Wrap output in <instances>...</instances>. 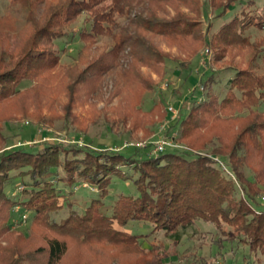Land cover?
Segmentation results:
<instances>
[{"label":"rangeland","instance_id":"374dc122","mask_svg":"<svg viewBox=\"0 0 264 264\" xmlns=\"http://www.w3.org/2000/svg\"><path fill=\"white\" fill-rule=\"evenodd\" d=\"M66 1L0 0V75H3L0 80L16 78L18 82H7L0 88V96L6 93V98L0 99V154L13 147L30 149L34 144L57 143L67 148L87 145L89 150H118L131 155L134 148L144 149L159 138L167 137L176 145L169 149H189L175 141L179 136L175 123L180 115L184 118L187 114L191 96L197 102L201 99L200 79L208 69L231 67L264 75V62L259 58L264 53L261 23L250 25L246 18L244 27L247 28L240 36L231 30L220 32L217 29L236 8L221 17L218 13L234 0H133L127 15L114 17L111 31L107 28V33L102 31L89 38L78 35L82 28L89 29V24L85 23L89 14L85 13L61 25V32L72 33L74 38L67 36L47 46L50 55L43 58L42 64L35 63L28 71L18 68L17 63L33 33L29 17L42 26L52 8ZM253 1L254 7L247 9H254V16L264 15V0ZM150 19L167 23L166 27L173 32L165 35L146 29ZM133 37L138 40L135 45L126 43ZM140 43L149 46L154 56L144 53ZM51 57H56V62L43 69ZM5 71L10 74L5 75ZM169 107L176 111L173 120L166 112ZM236 114L232 113L231 117H239ZM241 122L243 120L230 124L227 137L231 138L238 131ZM217 125L222 128L227 124L218 122ZM228 139L222 143H230ZM204 142L199 148L195 146L199 153L208 155L214 149L220 150L217 140L206 145ZM249 142L247 136L245 146ZM246 149L242 153L246 154L243 174L252 181L251 187L259 191L264 202V177L259 181L255 178V171H261L258 161L262 154L258 151L250 154ZM141 153L147 152L142 150ZM218 155L213 156L219 160V167L236 184V178L222 165L225 162ZM77 157L86 159L82 153ZM74 159L70 161L71 167L79 164ZM68 174L60 169L56 179L66 180ZM128 175L125 180L113 178L102 197L94 188L80 183L83 188L78 187L71 195L74 208L81 212L91 200L101 199V212L109 216L119 196H137L131 181L133 175L130 172ZM56 182L66 194L73 190L62 181ZM237 184L240 189V183ZM67 215L68 209L64 207L51 214V219L58 223ZM28 216L23 223L11 219L7 222L11 230L0 233V264H33L43 257L33 253L34 257L27 259L28 253L45 245L47 238H62L40 225H33L31 214ZM114 226L123 234L138 236L136 243L128 245L110 238L82 242L63 237L67 251L61 264H134L143 259L141 253L149 251L160 257L161 264H264V256L251 254L227 226L220 232L198 221L187 229L179 243H173L162 231H152V226L146 222ZM218 240L221 244H212ZM145 259H150L149 255Z\"/></svg>","mask_w":264,"mask_h":264},{"label":"trees","instance_id":"16d2710c","mask_svg":"<svg viewBox=\"0 0 264 264\" xmlns=\"http://www.w3.org/2000/svg\"><path fill=\"white\" fill-rule=\"evenodd\" d=\"M250 1L253 3L250 4ZM132 2L67 0L52 8L42 26H38V22L30 16L28 24L33 33L17 67H24L23 70L28 71V67L35 63L42 64L43 58L50 55L47 46L51 43L55 45L57 39L67 36L74 38L72 33L61 32V25L88 13L89 19L85 23L89 24V29L82 28L78 35L89 38L102 31L107 33V28L111 31L114 17L127 15ZM254 5L253 0H234L222 13H218V17H221L236 8L226 21L219 23L217 29L220 32L231 30L234 35L240 36L241 31L247 28L244 27L246 18L250 25L261 23L260 26H264V15L254 16V9H251L252 13L247 9ZM148 15L151 17L150 13ZM162 23L150 19L146 29L159 34H171L173 30L166 27L167 23ZM133 38H128L126 43L135 45L138 40ZM140 44L144 53L154 56L149 46ZM259 58L264 62V53ZM56 60V57H51L43 69L51 67ZM4 73L10 74L8 71ZM200 81L203 87L201 99L197 102L191 96L187 114L184 118L180 115L175 123L179 130L175 141L184 143L189 149L168 148L162 153L152 154L153 144H149L144 149L134 148L133 153L127 155L118 150H89L87 145L67 148L57 143H41L30 146V149L19 146L9 151L3 150L0 154V226L3 229L0 233L11 230L10 225H7L11 219L16 218L20 223L23 215L29 219L28 214H31L33 225L42 226L54 236L81 239L82 242L110 238L131 245L136 243L138 236L123 234L114 225L124 227L129 222H146L152 226V231H162L173 243H179L187 229L199 221L220 232L224 226L229 227L251 254L264 256V202L259 191L251 187L252 181L244 176L242 167L246 157L242 153L247 147L250 154L254 151L262 154L258 166L264 171V75L228 67L216 71L208 69ZM7 82L18 83L16 78L0 80V88H4ZM215 87L221 88L214 91ZM221 91L223 95H220ZM5 94L0 99L6 98ZM232 113H237L239 117H231ZM229 116V119H221ZM239 120H243L242 126L231 138L227 137L231 130L230 124ZM218 122L227 125L221 128ZM247 136L250 142L245 146ZM204 137L208 138L204 140ZM214 139L221 146L220 150L214 149L208 155L196 151L202 141L206 145V142ZM227 139L230 143L223 144L222 140ZM35 146L39 147L32 150ZM142 150L147 153L143 155ZM81 153L86 159H78ZM218 154L225 162L222 165L236 178V184L219 167V160L213 156ZM72 158L79 161L75 167H71ZM60 169L69 173L66 180L56 179ZM261 171H255L256 181L264 177ZM129 172L133 175L131 181L137 196H119L109 216L101 212V199L91 200L81 212L74 208L71 195L81 187L80 183L94 188L102 197L113 178L128 179ZM48 176L52 177L47 179ZM56 181L64 182L66 187L73 190L64 193ZM238 182L240 189H237ZM19 187L22 189L17 192ZM64 207L68 209V215L60 222H54L51 214ZM62 238H47L45 245L26 255L27 259L36 253L43 258L33 264H61L67 251ZM212 244L219 245L221 242L218 240ZM141 254L143 259L134 264H161L160 257L153 251ZM146 255L150 259L146 260ZM39 260L42 263H38Z\"/></svg>","mask_w":264,"mask_h":264},{"label":"built area","instance_id":"2783aa9c","mask_svg":"<svg viewBox=\"0 0 264 264\" xmlns=\"http://www.w3.org/2000/svg\"><path fill=\"white\" fill-rule=\"evenodd\" d=\"M167 111L170 114V119L173 120L175 118V116H176V111L172 107H169L167 109ZM130 146H132V145H130ZM173 146H176V145L174 144L172 139H170L168 137L167 138H159L157 141H155V143H153L152 152H153V154L162 153V152H164L166 150V148L173 147ZM21 189H22V187L19 188V190H21ZM21 221H22V223L26 221V216L25 215H23L21 217Z\"/></svg>","mask_w":264,"mask_h":264}]
</instances>
